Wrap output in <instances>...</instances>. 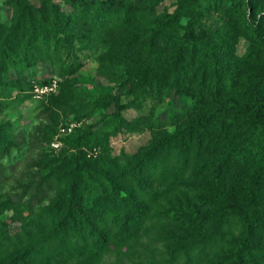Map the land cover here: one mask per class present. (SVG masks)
Listing matches in <instances>:
<instances>
[{
    "label": "trees",
    "instance_id": "obj_1",
    "mask_svg": "<svg viewBox=\"0 0 264 264\" xmlns=\"http://www.w3.org/2000/svg\"><path fill=\"white\" fill-rule=\"evenodd\" d=\"M43 1L45 5L36 6L29 0H20L14 25H2L9 33L0 38V86L13 69L43 59L51 62L61 51L69 52L75 28L82 32L83 38H98L100 42L104 41L101 37L111 32L122 33L130 38L121 45L123 49L139 40L151 47L162 39L173 61L187 58L191 63L189 69L177 63L168 71L147 65L137 80L139 91L154 89L158 96L169 84H178L176 87L181 94V90L189 86L184 79L190 72L189 80L193 81L200 74L197 87L201 92L214 93L217 100L204 113L182 123L172 133L162 134L134 161L121 159L127 172L118 182L108 175L112 163L106 162L102 152L97 151L102 150L97 133L91 129L78 131L64 139L56 157L40 162L42 171L39 172L43 176L25 185L19 200L30 194L27 202L33 204L31 201L39 200L51 190L55 196L35 220H28L20 236L1 235L0 264H45V253L62 245L80 251L105 250L132 238L150 204L146 195L139 193L144 192L146 181L155 175L158 158L163 157L166 165L170 158L175 163L182 160L185 166L201 152H207V161L199 166V171L209 166L210 172L218 177L236 166L239 172L233 183L217 191L209 183H183L189 190L205 189L206 195H201L199 201L208 207L209 214L182 213L178 219L179 234L170 240V257L166 264L177 262L180 256L185 258V264H201L209 257L210 248L219 253L208 264H264V14L258 19L249 18L259 0H201L213 10L246 7L243 24L244 31L250 32V44L239 62L248 69V74L238 91L234 86L237 70L233 69L235 62L231 60L235 57V33L232 29L204 30L207 35L200 31L198 27L204 15V11L196 7L200 0H177L172 14H162L160 18L153 15L136 33L130 30V23L139 8L154 11L162 0H62L69 12L51 0ZM182 18H186L187 23L180 33L174 27ZM2 33L4 29L0 35ZM12 37H16L18 54L11 59L8 54ZM61 68L63 74H70L74 65L62 63ZM188 99L196 109L203 98L192 95ZM106 100L114 104L111 115L120 118L121 110L127 105L119 104L118 96L114 95L97 100L94 106L98 108ZM170 119L172 122L173 117ZM14 148H17L15 141L4 136L0 128V177L7 169L13 170L19 160L13 154ZM247 160L250 166L245 167ZM4 210L0 205V214ZM203 228L207 229L205 234H202ZM235 228L236 236L226 240ZM189 230L195 236L191 243H184L182 238L189 235ZM36 235L39 237L32 239ZM23 240L26 244L18 253L2 257L5 247ZM92 258L90 255L86 263L90 264Z\"/></svg>",
    "mask_w": 264,
    "mask_h": 264
},
{
    "label": "rangeland",
    "instance_id": "obj_2",
    "mask_svg": "<svg viewBox=\"0 0 264 264\" xmlns=\"http://www.w3.org/2000/svg\"><path fill=\"white\" fill-rule=\"evenodd\" d=\"M65 12L69 7L64 6L62 0H51ZM36 6H43V0H29ZM220 7L223 3H220ZM198 9L204 11L198 29L207 35L206 31L232 29L235 33V62L237 79L234 82L238 91L244 78L247 77L248 69L243 68L239 59H242L250 44V32L244 31V19L246 21V7L226 10L216 8L217 13L207 2L199 1ZM210 8L212 11H210ZM177 8V0H162L152 11L148 8H139L135 18L130 23V30L136 33L142 26L153 17H161L162 14H172ZM20 9V0H0V33L4 29L3 38L7 37L8 27L14 25ZM208 12L206 13V11ZM264 14V0H259L256 11L249 18L258 19ZM187 23L182 18L175 26V30L182 32V27ZM3 25V26H2ZM69 52L61 51L56 54L51 62L43 59L38 63H30L27 67L12 70L8 77L2 80L0 86V128L4 136L15 141L16 147L13 154L19 160L13 170L0 177V205L5 210L0 214V238L17 234L28 223L35 220L49 201L55 196L51 190L46 196L37 201H31L30 194L19 200V195L28 183L39 179L42 175L40 162L48 158L56 157L63 145V140L78 131L97 133L98 144H101L102 157L106 162L112 163L108 175L118 182L124 176L127 169L121 163V159H137L142 151L150 143L159 139L164 133H172L182 123L193 119L212 107L217 100L214 93L201 92L197 87L199 75L191 81L190 72L185 83H189L186 90L178 92L177 85H170L158 96L154 89H147L141 93L137 87L140 71L144 67L155 66L168 71L171 66L182 64L189 69L187 58L173 61L169 50L165 47L162 39L155 41L151 47L139 40L128 49H123L122 44L128 43L130 38L119 32H111L107 36L98 38H83L79 29H72ZM209 36V35H208ZM9 46L11 59L18 54L15 40ZM138 39V37H137ZM2 51L0 47V58ZM62 57V58H61ZM73 63V72L63 74L61 64ZM171 70V69H170ZM207 69L206 76L208 77ZM212 76H210L211 78ZM209 78V79H210ZM56 82V90L49 95L36 98L34 87ZM118 96L119 104L127 105L120 112V118H114L111 112L114 110L113 102L106 100L102 106L95 107L94 102L109 96ZM202 96L196 109L192 108L190 96ZM10 103V104H6ZM170 116L173 117L170 122ZM63 129V130H62ZM70 129V130H69ZM103 136V139L100 137ZM207 152H201L199 156L182 166V160L175 163L170 158L168 165L159 157L155 175L146 181L145 190L142 194L149 199L147 213L140 221L139 229L132 238L112 244L105 250L84 251L62 245L45 253V264H87L86 259L93 256L90 264H166L170 255V240L176 239L179 234L178 219L182 213L193 211L208 215V207L201 205L199 198L206 195L205 189L189 190L182 185L184 182H193L203 185L209 183L215 191L228 187L238 175V168L231 166L230 169L215 177L210 172L211 167L199 171V166L207 161ZM162 163V165L160 164ZM115 163L117 165L115 166ZM134 163V162H133ZM247 160L245 167L250 166ZM134 189V185L132 186ZM196 232L197 229H195ZM202 234L207 229L203 228ZM237 229L228 233L226 240L236 236ZM194 232L189 230V235L183 237L184 243H191ZM39 236H33L37 239ZM26 241L17 245L5 247L2 257L8 258L18 253ZM191 252V256L195 253ZM207 257L201 264L213 261L218 250H209ZM177 262L170 264H185V258L180 256ZM50 259V261H49ZM193 264V263H189Z\"/></svg>",
    "mask_w": 264,
    "mask_h": 264
},
{
    "label": "built area",
    "instance_id": "obj_3",
    "mask_svg": "<svg viewBox=\"0 0 264 264\" xmlns=\"http://www.w3.org/2000/svg\"><path fill=\"white\" fill-rule=\"evenodd\" d=\"M56 90V82H51L50 84L47 85H43L40 87H34V95L36 98H40L43 97L44 95H49L52 92H54ZM63 130V129H62ZM70 130V129H69Z\"/></svg>",
    "mask_w": 264,
    "mask_h": 264
}]
</instances>
